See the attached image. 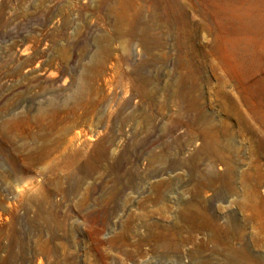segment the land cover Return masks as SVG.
<instances>
[{
    "label": "rangeland",
    "instance_id": "1",
    "mask_svg": "<svg viewBox=\"0 0 264 264\" xmlns=\"http://www.w3.org/2000/svg\"><path fill=\"white\" fill-rule=\"evenodd\" d=\"M241 37L216 0H0V264H264Z\"/></svg>",
    "mask_w": 264,
    "mask_h": 264
},
{
    "label": "bare ground",
    "instance_id": "2",
    "mask_svg": "<svg viewBox=\"0 0 264 264\" xmlns=\"http://www.w3.org/2000/svg\"><path fill=\"white\" fill-rule=\"evenodd\" d=\"M218 11L227 26L242 35L237 41L216 39L214 48L223 52L226 60L239 56V50L245 52L253 48L259 50V56L264 58V16L252 7L260 0H216ZM250 54V53H249ZM252 56V55H251ZM253 57V56H252Z\"/></svg>",
    "mask_w": 264,
    "mask_h": 264
}]
</instances>
